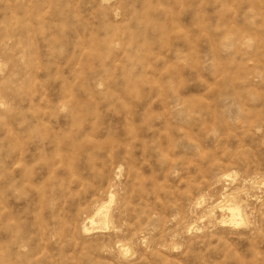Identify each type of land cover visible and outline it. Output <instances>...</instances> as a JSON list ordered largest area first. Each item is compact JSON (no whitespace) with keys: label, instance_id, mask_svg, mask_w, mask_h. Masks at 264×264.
Wrapping results in <instances>:
<instances>
[{"label":"rangeland","instance_id":"rangeland-1","mask_svg":"<svg viewBox=\"0 0 264 264\" xmlns=\"http://www.w3.org/2000/svg\"><path fill=\"white\" fill-rule=\"evenodd\" d=\"M0 264H264V0H0Z\"/></svg>","mask_w":264,"mask_h":264},{"label":"bare ground","instance_id":"bare-ground-1","mask_svg":"<svg viewBox=\"0 0 264 264\" xmlns=\"http://www.w3.org/2000/svg\"><path fill=\"white\" fill-rule=\"evenodd\" d=\"M240 215V211H236L234 214H233V217H236V216H239Z\"/></svg>","mask_w":264,"mask_h":264}]
</instances>
